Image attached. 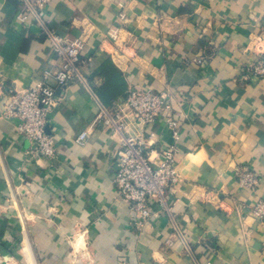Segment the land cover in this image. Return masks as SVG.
<instances>
[{"label": "crops", "instance_id": "0c3cea01", "mask_svg": "<svg viewBox=\"0 0 264 264\" xmlns=\"http://www.w3.org/2000/svg\"><path fill=\"white\" fill-rule=\"evenodd\" d=\"M20 9L0 0V112L7 90L41 84L57 66L41 26L16 20ZM44 15L81 49L89 87L71 85L49 115L52 162L32 160L0 117V264H72L70 243L78 264H264L252 210L264 200V77L246 71L264 0H52ZM135 85H169L181 120L172 215L155 214L143 231L115 195L120 137L95 124ZM149 131L153 148L174 142L163 120ZM244 167L258 188L239 184Z\"/></svg>", "mask_w": 264, "mask_h": 264}, {"label": "built area", "instance_id": "2783aa9c", "mask_svg": "<svg viewBox=\"0 0 264 264\" xmlns=\"http://www.w3.org/2000/svg\"><path fill=\"white\" fill-rule=\"evenodd\" d=\"M21 9L16 20L24 26L38 23L52 46L57 66L44 75L41 84L22 90H7L0 117L11 120L16 132L29 142L27 155L36 163L40 160H56L58 147L55 137L47 131L49 115L63 100L64 94L75 83L89 87V80L82 69L87 61L77 44L71 43L50 28L45 10L52 0H19ZM255 54L254 62L247 67V76L264 77V23L261 33L249 44ZM55 82V86L49 81ZM60 91V93H59ZM179 96L169 85L161 90L135 85L130 88L119 109L114 111L100 107L95 124L108 128L112 135L120 137V148L114 156L115 195L125 203L132 215V222L139 230H145L155 214L172 215L170 194L182 183L176 166L178 142L181 138V120L174 113ZM163 120L174 142L157 148L152 144L149 129ZM89 131L76 139L79 146H86ZM239 184L256 189L261 179L251 168L238 169ZM253 216L264 223V200L252 208ZM168 245L173 243L168 241Z\"/></svg>", "mask_w": 264, "mask_h": 264}, {"label": "rangeland", "instance_id": "374dc122", "mask_svg": "<svg viewBox=\"0 0 264 264\" xmlns=\"http://www.w3.org/2000/svg\"><path fill=\"white\" fill-rule=\"evenodd\" d=\"M18 217H19V219H22L23 217H24V215H22V214H18ZM73 239L74 238H71V240L73 241ZM70 240V241H71ZM21 244H22V241L20 242ZM70 253H71V258H73L74 259V261H72L71 263L72 264H78L79 262L77 261L78 260V258H76V256L74 255H72V253L74 254V251H73V249H72V244L70 243ZM81 262H83V261H81ZM36 264V263H35Z\"/></svg>", "mask_w": 264, "mask_h": 264}, {"label": "bare ground", "instance_id": "6f19581e", "mask_svg": "<svg viewBox=\"0 0 264 264\" xmlns=\"http://www.w3.org/2000/svg\"><path fill=\"white\" fill-rule=\"evenodd\" d=\"M79 239V238H78ZM77 241V240H76ZM83 241V240H82ZM32 258V257H31ZM32 260V259H31Z\"/></svg>", "mask_w": 264, "mask_h": 264}]
</instances>
